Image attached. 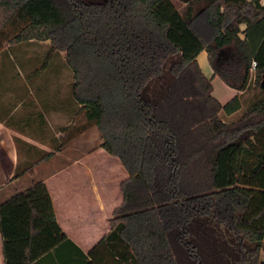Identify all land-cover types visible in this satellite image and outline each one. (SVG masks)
<instances>
[{"label": "trees", "instance_id": "16d2710c", "mask_svg": "<svg viewBox=\"0 0 264 264\" xmlns=\"http://www.w3.org/2000/svg\"><path fill=\"white\" fill-rule=\"evenodd\" d=\"M162 1L0 0V51L3 42L49 40L65 53L82 128L94 123L101 147L128 172L100 240L116 257L264 264V0H177L180 28L156 10ZM203 50L212 77L198 62ZM216 76L238 91L258 89L234 120L221 112L241 110L242 97L221 102ZM62 129L70 136L74 127ZM0 233L5 264L74 245L41 179L0 197Z\"/></svg>", "mask_w": 264, "mask_h": 264}, {"label": "crops", "instance_id": "0c3cea01", "mask_svg": "<svg viewBox=\"0 0 264 264\" xmlns=\"http://www.w3.org/2000/svg\"><path fill=\"white\" fill-rule=\"evenodd\" d=\"M164 16L168 17L167 14ZM246 27L241 25L242 30ZM241 36L244 37V34L241 33ZM191 48L195 49V46L191 44ZM8 51L11 50L4 48L0 51V64L4 69L0 70V197L6 199L17 189L26 187L17 183L28 173L36 172L40 176L36 180L46 182L58 221L74 243L61 245L34 264H82L83 254L87 256V264H125L100 240L110 231V218L123 203L121 184L128 177V172L121 160L113 156L119 161L122 171L117 186H100L91 180L98 173L94 174L93 164L85 159L92 153L102 155L106 152L101 147L103 138L100 147L90 150L85 156H82L78 143L74 144L81 141L86 130L82 128L81 105L72 98L71 92L65 89L66 93L62 92V72L55 70L57 62L55 67L48 65V61L54 62L55 58L49 57L47 65H44L42 60L45 57L17 54L22 62V73L14 74L9 60L16 55ZM198 62L208 77L214 76L206 50L199 53ZM41 79L49 81V84L42 83ZM248 89L235 95L242 97ZM257 92L255 88L252 98ZM239 111L227 115L228 121L236 119L242 113L237 114ZM67 126L74 127L70 136L62 129ZM48 153L52 155L44 158ZM64 154L69 158L62 163ZM31 164H34L33 167L28 169ZM74 167L78 168L73 171L78 176L81 173L79 169L83 170L87 178L85 182H77L76 177L72 179L71 170ZM63 173L67 175L62 176ZM106 179L110 176L106 175ZM107 180L104 182L107 183ZM64 254H71V257L66 260ZM0 264H5L1 233Z\"/></svg>", "mask_w": 264, "mask_h": 264}, {"label": "rangeland", "instance_id": "374dc122", "mask_svg": "<svg viewBox=\"0 0 264 264\" xmlns=\"http://www.w3.org/2000/svg\"><path fill=\"white\" fill-rule=\"evenodd\" d=\"M156 10L160 14H162L163 16H164L163 13H166L167 15L172 13L170 15L171 16L170 21L176 24L175 28H180L181 24H183L182 16H181V12L183 10V4L179 3L177 0H163L157 6ZM177 31L182 32V28L178 29ZM179 36L180 35L178 33L174 32V30L170 33V37L173 40H175ZM9 44H11V43L3 42L2 48L3 47L7 48V49L11 50L8 52H12L13 54L16 55V58H13V60H9L10 66H12L11 71L14 74L15 73L19 74L20 72L22 73V69L20 66L22 62L20 60V57L17 56V54L21 56L22 54L29 53V54H32L35 56L45 57V59L42 60L43 64H45L47 62L49 57H54L55 58L54 62L49 60L48 65L50 67H55V62H57L58 67H56L55 70L62 72V92L66 93L65 90H67L68 92H71V86H72V82H73V72L65 61V53L57 52L56 50H54L53 47L51 46L50 42L33 41V42H29V43L22 42V43H18V44H11V45H9ZM2 66L3 65L0 64V70L3 71L4 69ZM48 72H53V71H48ZM211 76H212V74H211ZM19 79H20V77H19ZM41 82L44 84H49V81H46L43 79H41ZM52 83H54V82H52ZM213 85H214L213 93L221 102L228 101L238 92L237 89L228 85L223 79H221L218 76L214 77ZM30 86H32L31 83H30ZM252 88L250 87L242 96L243 107H242V110L239 111L237 114H240L245 109V107L247 106L249 101L252 99V96L255 92V88H253V89ZM221 116L224 120H228L227 114H225L224 112H221ZM86 127L87 128H84L86 130L83 134V137L81 138V141H75L74 142V144L78 143V146L81 149L80 152L83 151L82 156H85V154L88 153L90 150L93 151L95 149H98L100 147V143L102 142V136H101V133H100L99 129L97 128V126H94V124L89 123V125ZM70 157H71V155H70ZM66 158H69V157L64 154V156L62 157V163H63V161H66ZM85 161L91 162L93 164L92 168L94 169L93 170L94 174L98 173V176L94 177V179H91V180L98 182L100 186H106V185L117 186V182H118V180H120L118 178H121L120 173H122V171L120 170V168L118 166L119 161H116L112 155H110L106 152L102 153V155H100V154H97V152H95V153L90 154L87 157V159H85ZM86 162H84V163H86ZM97 165H99L98 169H97ZM76 169H78V168L74 167L71 170L72 179L76 177L75 180L77 182H79V183L85 182L87 180V178L85 177V175H83V172H82L83 170L79 169V171H81V173H79V176H78V175L74 174L75 172H73ZM82 169H83V167H82ZM104 174H105V176H104ZM66 175H67V173L62 174V176H66ZM106 175L110 176V179H108L109 181L106 179ZM38 178H40L39 174H37L36 172H30L24 178L19 180V183H17V184H19L21 186H27V185L31 184L32 181H35ZM72 179L71 180L69 179V180L72 181ZM104 180H107V183L104 182Z\"/></svg>", "mask_w": 264, "mask_h": 264}, {"label": "built area", "instance_id": "2783aa9c", "mask_svg": "<svg viewBox=\"0 0 264 264\" xmlns=\"http://www.w3.org/2000/svg\"><path fill=\"white\" fill-rule=\"evenodd\" d=\"M255 65H256V62L254 61V62H253V68L255 67Z\"/></svg>", "mask_w": 264, "mask_h": 264}]
</instances>
